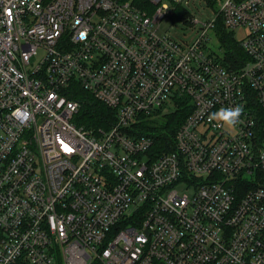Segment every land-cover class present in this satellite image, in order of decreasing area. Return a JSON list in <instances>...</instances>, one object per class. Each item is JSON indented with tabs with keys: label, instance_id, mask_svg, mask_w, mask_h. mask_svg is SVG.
Instances as JSON below:
<instances>
[{
	"label": "built area",
	"instance_id": "1",
	"mask_svg": "<svg viewBox=\"0 0 264 264\" xmlns=\"http://www.w3.org/2000/svg\"><path fill=\"white\" fill-rule=\"evenodd\" d=\"M168 10L0 0V264H264V0H219L188 44L158 32ZM218 20L238 67L205 48ZM74 82L107 129L75 125ZM185 99L170 151L135 131Z\"/></svg>",
	"mask_w": 264,
	"mask_h": 264
},
{
	"label": "trees",
	"instance_id": "2",
	"mask_svg": "<svg viewBox=\"0 0 264 264\" xmlns=\"http://www.w3.org/2000/svg\"><path fill=\"white\" fill-rule=\"evenodd\" d=\"M135 4H141L142 0H132ZM213 4L214 0H209ZM172 16L174 20H186L188 17L185 16L181 10L180 4H172ZM191 23V22H190ZM216 32L220 43L223 47L222 62L226 66L238 67L246 59L239 42L234 39L233 33L224 28L220 20L216 23ZM72 91L66 95L69 99H73L79 102V110L75 121L86 129L96 130L98 128H108L112 119H114V111L106 107L103 103L96 100L88 91H85L74 82L72 85ZM88 94L89 96H85ZM82 99V100H81ZM186 100V99H185ZM175 108L173 111L166 113L156 120H147L139 124L142 134L151 135L155 139L154 149L159 152L170 151L172 147V136L174 135L177 128L181 125L186 116L190 113L191 107L183 110L181 105L178 106L175 102ZM111 119V122H107V119ZM174 119V125L169 126ZM75 125H77L75 123ZM174 132V133H173ZM140 133V132H139ZM173 133V134H172ZM172 134V136H170Z\"/></svg>",
	"mask_w": 264,
	"mask_h": 264
},
{
	"label": "rangeland",
	"instance_id": "3",
	"mask_svg": "<svg viewBox=\"0 0 264 264\" xmlns=\"http://www.w3.org/2000/svg\"><path fill=\"white\" fill-rule=\"evenodd\" d=\"M218 2H219V0H214L213 4H210L211 2L209 0H164V3L167 4V6H169V10L166 12L165 16L163 17V19L158 24V32L161 34H164L165 36H167V37H169V38H171L177 42H180L182 44H188V43L194 41L195 39H197L201 35L202 24L214 20L216 12L218 10ZM173 3L180 4L181 10L184 12L185 16L188 17V19H186V20H182V19L174 20L173 17H171L172 16L171 15L172 14V7L171 6ZM217 22L218 21H216V23ZM215 27H216V24L206 34L207 39L205 42V48L208 52H210L212 54L222 55L223 54V47L220 43V40L218 38ZM230 32L233 33L234 39L237 42H239V39L241 37V33L240 32H233L231 30H230ZM85 96H89V95L85 94ZM186 104H188L187 99L183 100L181 102L177 101V105L178 106L181 105V108H183V110H186L185 108H188L190 106V105H186ZM174 108H175V105L169 103L167 105V107L164 109V111H165L164 114L170 112L171 110L173 111ZM157 118H160V116L157 115L156 117L148 119V120H152V119L156 120ZM76 121H75V123L78 126L82 127ZM106 121L109 122V118ZM173 122H174V119H173L172 123L169 124V126L171 125V127H172L174 125ZM101 129H106V128H101ZM140 129L141 128H140L139 124H137V126L135 127V131L143 133V132H141ZM172 134L170 136H172ZM154 142H155V139H154Z\"/></svg>",
	"mask_w": 264,
	"mask_h": 264
},
{
	"label": "clouds",
	"instance_id": "4",
	"mask_svg": "<svg viewBox=\"0 0 264 264\" xmlns=\"http://www.w3.org/2000/svg\"><path fill=\"white\" fill-rule=\"evenodd\" d=\"M240 106L222 107L210 115V119L218 120L227 126H234L240 117Z\"/></svg>",
	"mask_w": 264,
	"mask_h": 264
}]
</instances>
